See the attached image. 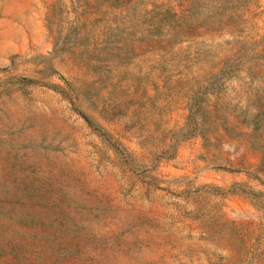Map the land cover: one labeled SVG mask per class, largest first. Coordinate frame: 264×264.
I'll list each match as a JSON object with an SVG mask.
<instances>
[{
    "label": "rangeland",
    "instance_id": "obj_1",
    "mask_svg": "<svg viewBox=\"0 0 264 264\" xmlns=\"http://www.w3.org/2000/svg\"><path fill=\"white\" fill-rule=\"evenodd\" d=\"M0 264H264V0H0Z\"/></svg>",
    "mask_w": 264,
    "mask_h": 264
}]
</instances>
